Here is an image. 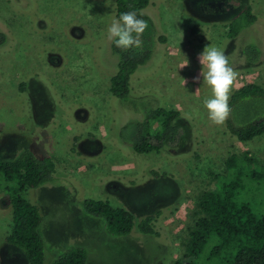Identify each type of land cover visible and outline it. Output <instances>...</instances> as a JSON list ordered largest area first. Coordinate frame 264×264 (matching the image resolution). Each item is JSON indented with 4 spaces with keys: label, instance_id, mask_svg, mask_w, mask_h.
<instances>
[{
    "label": "rangeland",
    "instance_id": "obj_1",
    "mask_svg": "<svg viewBox=\"0 0 264 264\" xmlns=\"http://www.w3.org/2000/svg\"><path fill=\"white\" fill-rule=\"evenodd\" d=\"M248 2L256 22L228 38L231 17ZM144 11L153 25L141 47L152 55L133 73L130 97L120 100L110 90L119 57L107 38L116 0H0L7 36L0 44V158L32 149L57 164L51 181L24 192L43 216L46 264L76 244L88 249V264H172L199 216L197 194L213 187L211 173L222 172L233 153L249 151L264 162V134L241 141L213 124L203 106L210 88L202 78L191 83L207 44L239 73L231 93L247 82L264 86V0H151ZM246 44L260 47L259 61L245 58ZM157 106L181 111L178 137L160 153L139 154L121 127ZM3 194L0 188V264H29L5 240L13 210ZM85 198L109 200L138 220L160 209L159 236L136 228L110 235L102 219L84 213ZM249 200L264 210L262 193Z\"/></svg>",
    "mask_w": 264,
    "mask_h": 264
},
{
    "label": "trees",
    "instance_id": "obj_2",
    "mask_svg": "<svg viewBox=\"0 0 264 264\" xmlns=\"http://www.w3.org/2000/svg\"><path fill=\"white\" fill-rule=\"evenodd\" d=\"M150 2L116 0V17L135 11L138 18L151 26L153 20L144 11ZM257 18L252 3L248 2L231 17L228 38L237 37ZM6 40V33L0 32V44ZM112 49L119 62L117 72L111 77L110 90L116 98L127 100L131 94L132 75L151 58L152 50L141 46L124 50L114 43ZM261 53L255 44H246L243 48L245 58L252 63L261 59ZM229 106L231 114L224 126L231 136L249 141L264 134L263 85L242 84L230 94ZM180 115L179 109L150 108L142 119L123 125L121 137L139 154L160 153L177 139ZM56 172L53 157H39L32 149H24L12 159L0 158V188H3L5 203L13 210L12 228L5 240L21 248L29 264H46V240L41 231L40 207L26 198L24 192L48 183ZM151 172L159 174L156 170ZM211 174L213 187L197 194L199 216L189 229L185 252L172 264H264V210L249 200L257 193L264 195V162L249 151L233 153L226 158L222 172ZM82 208L85 214L102 219L107 232L114 237L126 236L135 228L143 234L159 236L160 209L138 220L131 210L114 206L109 200L85 198ZM88 257V249L76 244L69 246L51 264H88Z\"/></svg>",
    "mask_w": 264,
    "mask_h": 264
},
{
    "label": "clouds",
    "instance_id": "obj_3",
    "mask_svg": "<svg viewBox=\"0 0 264 264\" xmlns=\"http://www.w3.org/2000/svg\"><path fill=\"white\" fill-rule=\"evenodd\" d=\"M147 27V21L138 18L135 11L124 12L111 21L107 28V38L124 50L138 48ZM196 59L201 70L191 78V83L199 84L202 78L203 83L210 88L211 97L204 99L203 106L213 124L223 125L231 114L229 99L239 73L230 66L225 53L215 46L205 44ZM183 67H190L189 59L185 60ZM185 83H189L188 79H185Z\"/></svg>",
    "mask_w": 264,
    "mask_h": 264
}]
</instances>
